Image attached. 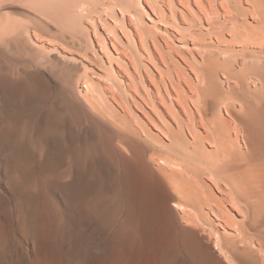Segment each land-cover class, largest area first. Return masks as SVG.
Segmentation results:
<instances>
[{
    "label": "bare ground",
    "instance_id": "1",
    "mask_svg": "<svg viewBox=\"0 0 264 264\" xmlns=\"http://www.w3.org/2000/svg\"><path fill=\"white\" fill-rule=\"evenodd\" d=\"M87 1L96 0H71V4L80 3V8L84 4L86 8ZM229 1L177 0L185 9H190L191 3L197 7L198 19L205 18L207 34H213L218 42V36L223 38L224 29L229 26L225 21L231 18L229 24L235 23L238 15L242 18L247 15L242 8L249 9L241 5V0ZM38 2L48 1L32 0L31 4L38 6ZM152 2L147 1L158 15L156 20L169 24L161 5L167 2L169 14L174 15L170 0ZM244 2L249 4L257 24L245 23L246 18L238 19L244 27L240 23L242 29L230 24L233 28L227 30L232 41L242 43L244 67L238 73L223 70L226 78L236 85L229 88V93L238 92L241 96L224 94L213 81L215 70L228 63L214 56L218 50L215 49L216 53L206 50L201 61L193 59L190 48L189 55H185L165 41L162 43L158 34H152L150 25L147 27L137 16L138 12L127 6L123 9L124 5L122 11L131 13V16L126 13L129 21L125 24H133L129 16L136 18V23L132 32L120 24L128 38L123 37L131 44L136 40L139 49L135 44L137 50L129 51L126 39L125 44L118 39L120 46L113 39L117 35L111 34L115 33L112 28L107 32L111 34L108 41L115 55L108 53V69L105 58L85 55L96 62V68L105 70L98 72L99 76L94 73L102 77L98 82L89 84L85 79L91 92L94 90L96 95L98 92L102 98L100 106L98 98L95 101L96 95L89 94L92 97L87 102L93 113L66 84L58 86L53 94L48 93L46 86L31 79L30 72L9 65L8 75L19 80V85H14L2 75L6 66L0 67V189L14 201L12 220L20 224L27 240L26 250L19 243L16 246L10 243H17L12 236L16 228L11 226L9 210L8 216L0 210V264H10L16 256L24 264H72L73 256L83 250L81 236L90 227L92 235L106 228L104 240L109 243L104 257L96 264H116L113 242L118 237L117 231L126 244L121 240L126 246L122 249L132 257L153 256L148 264H220L213 257L216 254L212 256L198 236L201 225L215 234L217 251L233 264H264V0ZM229 3L237 5L234 8ZM217 5L221 13L218 9L216 12ZM90 9H86L89 16ZM209 13L217 16L208 19ZM93 17L92 30L98 42L105 45L108 38L98 34L95 25L101 18ZM152 23L156 25L154 19ZM5 25L0 27L2 42L7 41V33L15 31ZM189 29L188 34L177 30L174 40L184 45L188 39L192 40V46L198 47L202 56L203 49L199 46L210 45L208 38L204 37L207 43L203 42L202 33ZM35 32L37 36L40 34ZM108 33L105 35L109 36ZM220 45L216 47L221 49ZM145 54L150 66L145 64ZM174 55L182 56L194 77L186 73ZM0 58L2 65L4 59ZM111 61H115L116 68H112ZM66 65H61L66 74L75 73V67ZM76 259L80 264L84 261L81 257Z\"/></svg>",
    "mask_w": 264,
    "mask_h": 264
},
{
    "label": "rangeland",
    "instance_id": "2",
    "mask_svg": "<svg viewBox=\"0 0 264 264\" xmlns=\"http://www.w3.org/2000/svg\"><path fill=\"white\" fill-rule=\"evenodd\" d=\"M31 1L32 0H0V24H1L0 27H3L5 24H7L5 26H12L11 28L15 30V31H11L12 33H7L5 35V38H8L7 41L10 38H11L10 40H12V38H13V41H10L9 40L7 42L6 40H3V42H2V37L4 35H2V36L0 35V41L2 42V44L5 43V42L9 43L10 47H13V45L17 47V48H13L12 49L10 47H7V46H9L8 44L5 43L4 46H3L1 44V42H0V45L2 47L1 50H0V56L2 57V59H4V60H2L3 63H2V65H0V67L2 66V67L5 68V66H6V70L1 67L3 69V70H1V71H3L2 72V75L4 76V78L6 80H9V81L11 80L12 84H14V85H19V84H17L19 82V80H16V77H13L11 75H8V74H10L7 71V67H9V65L10 66L16 65L17 67L19 66L18 67L19 69L22 67L23 71H25V72L27 71L28 73L30 72L29 76L30 75L32 76L31 79L33 81H35V82H40L41 84H43L44 86H46L45 87V90L48 93H52V92L54 93V91L56 90V88L58 86H61V85L65 86V84H66L65 87H68L73 92H76L75 95H74L75 98L78 99L87 109L89 108L88 110L93 113L94 110L91 109V105L88 104V102L91 101L90 100V97H92L89 94H91V95L94 94V96H95L96 93L93 90L92 91L93 94H92L91 89L89 88V84H90L89 82L90 81L91 82L92 81L95 82V80L97 81L100 78L102 79V77H100V78L98 77L99 75L97 73L98 72L102 73L101 71L102 70L105 71V70H104V68H102L100 70L101 67H99V66L96 68V66H97L96 62L90 60V58H87L86 56H89L90 57L92 55V57H97V58H101V59H104L105 58L103 61L105 62V67H107V69H108L109 62H110V59L108 58V53H110V55L112 53V55H111L112 57H114V55H115L114 50H112V44L108 41L109 40L108 37H110L111 34H115V35H117L118 38L116 36L114 38V36H113V39L114 40L117 39L118 44L120 43L118 41V39H120L123 43H124V41L126 43V40L128 42V39H127L128 37L125 34H123V30H121L122 28L120 27V24H121V26L124 25V27H126L127 30H128V28H130L128 31H131V30L134 31L132 25H135V23H136V20L135 19L136 18H134L133 16L130 18L131 13L126 12L128 15H130L129 16V19H132L133 20V24H129V25H126L125 24V21L126 22L129 21L128 18L126 19V16H128V15H126V13H124V11H122V10L127 6L128 7L127 9H135V11L139 13V14L137 13V16L140 17L141 21L144 24H147L146 25L147 27H149V25H150V27L152 29V30L151 29L150 30L151 31H154L153 33L151 31L150 32L152 34H154V33L155 34H158L161 37V40H163V41H161L162 43H164V41H165L166 45L174 46L175 48L180 49V51L183 52L185 55L186 54L189 55L188 52H189V48H190V51L192 50V52H194V53L191 52V54L194 55L193 56V59H197V60L202 59L200 57H203V55L207 54L206 50L207 51L209 50L208 52H211L212 50H215V49L218 50L217 54H215L214 56H216V58H220L221 60H223L222 58H224L225 60H223V61H226V63L227 62L228 63L230 62V63H229V65H227L228 63L225 64V66L224 65L223 66L221 65L220 67H218L215 70V72L213 74V81L215 83H217L222 88L224 94L227 93V94L232 95L233 97L234 96L237 97L239 95L238 92H235V94L234 93H232V94L229 93V88H231L232 86H236V85L234 84V81L233 80H229V79L226 78L223 70H229L231 72L238 73L244 67L243 63H244V60H245L244 58L241 59L243 57L241 55L242 43L240 41H239L240 43L238 41L237 42H234L235 39L232 41V38H230V34H229V36L227 35V32H228L227 30L230 31V29H231L229 27H232L233 26V27H236V28L238 27V28L242 29L241 26L244 27L245 24H242L243 22L240 21V20H238V19H242L243 20L244 18H246L247 21H245V23L248 22L247 24L254 23V26L257 24V23H255V21H253V13H251L252 15L250 14V12H251L250 10L251 9H250V6H248L249 4L248 3H245L244 0H241V2H242L241 5L243 7L244 6H247V8L249 7V9L246 10L245 9L246 7L245 8H242V6H240V4H238V5L240 7L239 9L242 8V9H244L247 12L246 13L247 15L245 17L243 16V18H242L241 17L242 16L241 14H240L241 16L239 17V15L238 16L236 15L237 12H235L234 14H235V17L237 16L236 17L237 20L235 19V17H232V18L235 19L236 22L239 21L237 25H236V22L234 23V22L231 21L232 23H230V24L232 26H230V24H229L230 21L229 20H231V18L229 20L225 21V23L228 22L226 25H229V26L226 27L227 29H224V31L226 30V33L223 32V35L225 36L224 42H222V40L224 39V36L221 33L220 34L223 36V38L219 35L218 36V37H220V41L219 42H218V39H216L217 37L215 38L213 34H207L208 26H207L206 21L204 20L205 18L201 14L202 18H199L198 19V16L197 15H198L199 12L197 10V7L195 5H193L192 3L190 5V9L189 8H186L185 9L183 6H181L177 2V0L176 1L173 0L172 2L170 0V4L169 5L172 8L175 9V14L172 15L171 13L169 14V12H171V11H170V9H169V7L167 5V2L163 3L165 6L161 2H159V3L162 4V5L161 4H159V5H161L162 8L164 9L163 12L167 13V14H164L165 17H166V19L169 20V24H166V23L163 24V22L157 21L158 19L156 20V17L158 18V15H157V13L155 15V12L156 11L154 10V13H153V10H151V8L148 6L149 5L147 3L148 0H124L125 2L123 0H114L115 3L112 2L113 0H102V1L101 0H96V1H93V2L92 1H90V2L87 1L85 3V6H84L86 8H83V5L84 4L82 5V8L83 9L80 8L81 7V4L80 3H77V2L76 3L78 5H80V6H78L76 4L78 6V8H77L76 5H73L72 6L71 0H62V2H61V0H59V1L58 0H55L56 2L54 0H51L50 2H49V0H46L48 2H45V4H42V3L40 4L39 2L36 3V5H38L40 7L35 6V3H33L34 5L31 4ZM116 2H118L117 5H116ZM149 2L153 3L152 0H149ZM229 2H231V0ZM232 2H234V1H232ZM112 3H113V5H112ZM89 4H90V6H89ZM230 4L232 5V7H234V6L237 5V4L234 5L233 3H229V5ZM42 5H45V7H47V8H45ZM46 5H48V6H46ZM86 5H88L91 8V9L89 8L91 10L90 11V13H91L90 16H89V12H88L89 9L87 8L88 6H86ZM97 5H98V7H97ZM122 5H124V7ZM230 6H229V9H230ZM73 7L74 8H77V9H74ZM121 7H123V9H121ZM215 7H216L215 8L216 9V12L219 10V12L221 13L222 10L220 9V7L218 5L215 6ZM72 8L74 10H72ZM231 9H233V8H231ZM39 10H41V11H39ZM82 10H85V11L81 12ZM59 11H62V12H59ZM140 11H141V13H140ZM231 12H232V10H231ZM248 12L251 15V17L248 14ZM59 13H60V15H59ZM193 13H194L195 17L193 15ZM217 13H214V14L209 13L208 19H209V17L210 18H213L214 16H217L216 15ZM122 14L123 15L125 14L124 15L125 17L123 16L124 17V19L122 21L123 24L121 22ZM61 15H63V16L61 17ZM92 15H94V17ZM91 17H93L95 19H97V18L100 19L101 18L100 19L101 20L100 23H99V21H97V22H95V25H97V27H98L96 29V31L98 32V34L100 33L103 37L105 36L106 38H108V39H105V45H103L102 42L100 43V41L98 42V40H97L98 36H97V34H94V32H93L94 30H92V27H91L92 26L91 24H93V21L90 20ZM218 17H219V20L222 18L221 15L218 16ZM190 18L193 19V23L191 22ZM151 19L152 20L153 19L155 20V24H156V21H157V24L154 25L152 23V20ZM200 19H202V20H200ZM72 20H74V22ZM3 21H4V23H2ZM134 21H135V23H134ZM9 22H11V23H9ZM12 22H14V24L15 23L16 24L13 25ZM239 23H240V25L242 24L240 27H239ZM30 24H31V26H35L38 30L35 27H31ZM32 24H34V25H32ZM187 24H190V26L188 28H186V25ZM112 25H113V27H112ZM32 28H33L34 31L32 30ZM112 28L113 29L115 28L114 29L115 33H111V34H110V32L108 33L107 31L109 29H112ZM194 28H196V29H194ZM188 29L190 31H192V32L196 31L197 33H202L203 34V36H202L203 38L204 37L206 39L208 38L207 39V42H209V44L211 46L208 45V44H207L208 46H199V47H201V49L204 50V52L202 50V53H203L202 56H201V52H200L201 50L200 49L198 50L197 49L198 47L195 48L194 46H192V44H191L192 40L190 42V40L188 39L187 42L185 43L186 45H184L182 43L180 44L179 42H177V41L174 40V38H176V34H177L176 31L177 30L180 31V32H185L186 34H188ZM216 29L219 30V28H217V27L215 28V30ZM35 30H37V32L40 33V34H42V35L38 34V36H37V34H34ZM32 31H33V35H32ZM37 32H35V33H37ZM104 32L105 33H108L109 36L108 35L106 36ZM66 35H69V36H66ZM93 35H95V36H93ZM123 35L125 37H127V38L123 37ZM27 36H29V37H27ZM70 36H71V38H70ZM206 36H208V37H206ZM210 36H212L211 39H209ZM186 37H190V36L189 35H186ZM42 38H44V39H42ZM228 38H229V40H228L229 42L226 41V39H228ZM206 39L203 42H206ZM225 41L228 42V43H226ZM231 41L233 42L232 44H231ZM136 42H137L136 40H135L134 44H131L130 42H128L129 43V46H130L128 48L129 51H131V50L134 51V50L139 49L138 48L139 43L138 42L136 43ZM210 42H213L214 44L213 43H210ZM219 43L221 44L220 45V47H222L221 49L216 47V46L219 45ZM235 43H237V45ZM11 44H13V45H11ZM99 44H101V45H99ZM135 44H137L136 45L137 46V49H134L135 47H133V45H135ZM121 45L122 44L120 43V46ZM225 45H227L229 47H227V46L225 47ZM100 46H102L103 48H101ZM191 46L193 47V49L191 48ZM3 47H5L7 49L4 50ZM240 47H241V49H240ZM164 48L166 49V47H164ZM252 49H254V48H252ZM195 50H197V52ZM216 50L213 51V52L216 53ZM3 51H4V53H3ZM103 51H104V53H103ZM139 51L143 52L142 49L139 50ZM198 51H199V54H198ZM219 52H221V54ZM102 55H105L106 57L105 56H102ZM198 55H200V56H198ZM178 56L179 55H176L175 58H177V61L179 62V64L182 65V67L185 68V71H186L187 74L189 73L188 74L189 76L194 77L193 76L194 74H192L193 72L190 71L191 69H189L188 66L186 65V63L183 62V59L181 60L182 56L181 55H180V57H178ZM143 57H146V54H145V56L143 55ZM147 59L148 58L146 57V59H144V60L146 62L145 64L148 65L149 61L147 62ZM220 59H218V60L220 61ZM246 60H248V59L246 58ZM114 62L111 61L112 65H113L112 66L113 69H114V67L116 68V64H114ZM220 62H222V61H220ZM66 64L69 65L68 67H70V68L75 67L74 68L75 69V73L73 72L74 75L73 74H69V75L66 74L68 72L66 70H64L65 68H61L62 66L64 67ZM3 65H5V66H3ZM49 65H51V66H49ZM149 66H150V63H149ZM54 67H55V69H53ZM59 67H60V69H59ZM76 68H77V71H76ZM61 70H63V71L60 72ZM5 71H7V73ZM62 73L65 74V76H63ZM94 73L96 75H98V76H96ZM5 76L6 77L9 76L10 78L8 77V79H7ZM11 77H13V78L11 79ZM85 79H88L87 81H88L89 84L87 83V81ZM83 80H85L86 82L83 81ZM66 81H68V82H66ZM67 84L70 85V86H68ZM86 85L88 86V88H87ZM250 87L252 88V85H250ZM88 89H90V90H88ZM49 90H51V91H49ZM236 93H238V94H236ZM98 94L99 93L97 92V95L95 96V101L98 98L97 103H98V105L101 106V104H103V103L100 102V101H102V98L101 97L99 98L98 97ZM85 95H89V96H85ZM239 96H241V95H239ZM85 97H88V98H85ZM87 100H88V102H87ZM106 168H107V170H109L108 172H111V169L109 167H106ZM207 182H208V180H207ZM3 192H4V194H3ZM9 204H10V206H9ZM5 205L6 206L8 205V206L5 208ZM12 206H14V201L12 200V198H10V195L7 194L2 189L0 191V210L3 211V212L6 211L5 213H7V216H8V213L9 212L11 213V214H9L8 218H11V222H12L11 223V226L13 225L12 227H14V228L17 229V230L14 229V232L12 234V236L14 237V239L15 240L17 239V243H16V241L13 242L11 240H10L11 241L10 243L11 244L13 243V245L19 243L18 245L20 247H22V249L26 250V248H27L26 236L24 235V230L20 226V224H18L16 221L14 222L12 220V218L15 217V215L13 214V209H12L13 207ZM8 207H9V209H7ZM2 208H3V210H2ZM8 210H9V212H8ZM10 215H11V217H10ZM16 224H18V225H16ZM205 227L208 228V229L205 230L206 232L203 231L205 229ZM90 229H91V227L87 231L85 230L84 233H83V235L81 236V240H80L81 241V246H80V248L83 249V250L80 249L81 251L79 253H77L76 255L73 256L72 264H76V262H77V264L79 263V261L76 259L77 257H81V259L84 260L83 263H81V264H93L94 262L96 264L99 260H101L104 257L103 255L106 253V246H107V244H109L106 240H104L105 239V236L104 235H105L106 228L105 229L104 228H101L102 230L100 228H98L99 230H101L100 231V234L98 233L99 232L98 230L96 231L98 233V235L95 234L96 232L92 235V233H90L91 232ZM197 232H199V234L198 233L197 234L202 239L201 242H202L203 246L206 247V248H208V250H210L212 252V253L210 252L212 256L214 255V253L216 254V256L214 255L213 257L214 258L216 257L215 259L220 264L222 262H223L222 264H228L231 261L230 259L226 258V256L224 254H221V252L219 253L217 251V249H216L217 248L216 236H215V234L213 232H211V231L209 232V227L203 225V228H202V225H201L200 227H198ZM101 234H102L103 237L101 236ZM115 235H117L119 237L118 238L116 236L117 237V239H116L115 236H114V238L117 240V243H116V240L115 239H114V242L112 240L111 243L113 242V244H115L116 249H117V250L114 249V252H115V254H114V261L116 260L115 261L116 264H148L149 263L148 261L150 260V258L153 257L152 255L146 254V255H143V256H141L139 258L132 257L127 250H123L122 249V248H125L126 247L125 246L126 244H125V241L122 238V236H119L120 235V232L117 231ZM84 236L85 237L86 236L87 237H90V239L87 238V237L85 238ZM92 237H93V239H92ZM121 240H122V242H124V244H125L124 246L125 247H123V243L121 242ZM105 241H106V243H105ZM93 245H94V247H93ZM98 245H100V246H98ZM120 245H121V249H120ZM208 245H209V247H208ZM255 246H256V244H255ZM98 247L101 248V249H99ZM102 247H104V248H102ZM103 249H104V251H103ZM127 252H128V254H127ZM92 254H94V255H92ZM17 258H18V260H16ZM16 261L17 262L19 261V263H17ZM14 263L15 264H24L23 262L20 261L19 257H17V256L14 257V259L11 260V262H10V264H14ZM230 263L233 264L232 262H230ZM51 264H54V263H51Z\"/></svg>",
    "mask_w": 264,
    "mask_h": 264
}]
</instances>
